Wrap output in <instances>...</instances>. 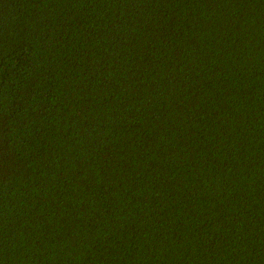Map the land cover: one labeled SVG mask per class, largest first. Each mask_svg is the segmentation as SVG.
<instances>
[{
  "label": "trees",
  "instance_id": "trees-1",
  "mask_svg": "<svg viewBox=\"0 0 264 264\" xmlns=\"http://www.w3.org/2000/svg\"><path fill=\"white\" fill-rule=\"evenodd\" d=\"M0 264H264V0H0Z\"/></svg>",
  "mask_w": 264,
  "mask_h": 264
}]
</instances>
